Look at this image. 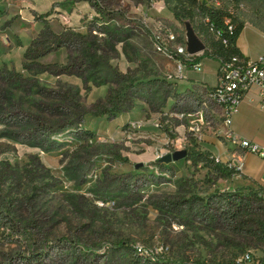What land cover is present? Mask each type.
<instances>
[{
  "label": "rangeland",
  "instance_id": "rangeland-1",
  "mask_svg": "<svg viewBox=\"0 0 264 264\" xmlns=\"http://www.w3.org/2000/svg\"><path fill=\"white\" fill-rule=\"evenodd\" d=\"M34 1L0 0V33L18 34L10 52L0 45V264L237 263L247 250L243 264L257 263L258 243L232 230L218 194L249 188L188 158H229L202 87L216 86L219 62L192 68L202 86L180 90L155 47L169 29L183 43L186 22L206 45L196 22L165 0ZM223 4L244 24V53L263 54L261 1Z\"/></svg>",
  "mask_w": 264,
  "mask_h": 264
},
{
  "label": "built area",
  "instance_id": "built-area-1",
  "mask_svg": "<svg viewBox=\"0 0 264 264\" xmlns=\"http://www.w3.org/2000/svg\"><path fill=\"white\" fill-rule=\"evenodd\" d=\"M206 7L226 9L231 16L225 19V28L217 27L209 21L208 17L203 18L215 39L219 40L224 46L228 47L229 37L234 32L232 21L233 10L231 7L224 6L223 0H201ZM264 7V0H260ZM242 6V4H239ZM149 6L154 7V0H149ZM156 50L163 56L175 61L174 76L179 79L186 78L188 67L199 69L201 63L194 61L197 54H190L186 48V40L183 43L177 42L176 34L167 30L164 39H155ZM217 69L216 86H202L208 99L218 104L221 108L223 117L224 137L235 145L247 149L250 152L258 153L264 158V150L251 140L240 137L232 128L234 115L239 111V106L243 100L244 93L256 87L261 96H264V53L257 57L234 54L227 58H220ZM214 162L224 165L234 170V174L241 173L243 170V159L239 155H233L228 159L222 156H213ZM264 187V186H263ZM251 251L247 250L238 259V264L251 262L253 260Z\"/></svg>",
  "mask_w": 264,
  "mask_h": 264
},
{
  "label": "trees",
  "instance_id": "trees-1",
  "mask_svg": "<svg viewBox=\"0 0 264 264\" xmlns=\"http://www.w3.org/2000/svg\"><path fill=\"white\" fill-rule=\"evenodd\" d=\"M91 4H96L95 1L88 0ZM165 4L170 6V11L173 17L177 20L183 21L188 19L189 21L196 22V28H198L199 33L204 34L206 41V49L200 54L194 57V61L198 62L203 57H211L218 61L220 58H227L231 55L238 54L243 55L239 47L236 45L237 38L239 37L244 24L242 22H234V32L229 37V46H224L219 40L215 39L205 22H203L204 17H208L209 21L217 27L225 28V19L231 16L226 9H218L213 7H206L202 1L199 0H165ZM101 11V7H98ZM232 18V17H231ZM47 32V31H46ZM51 33V31H50ZM54 36H59L60 34L53 33ZM59 38V37H57ZM39 40L31 41L30 45L24 52V57L30 58L34 54V44ZM60 39L57 42L60 43ZM90 46V45H89ZM32 55V56H31ZM86 56V54H84ZM37 56V54H36ZM69 68V66L64 67ZM126 74V73H124ZM118 76V75H117ZM155 79V78H154ZM137 81L138 79H131ZM139 81V80H138ZM119 97L120 95L117 94ZM108 93L105 98H110ZM120 109L114 107L111 112L119 111ZM115 113V112H114ZM91 135V133H89ZM197 156V157H196ZM196 156H189L188 158H193L194 162L197 160H204L209 163L215 172L220 177H231L234 174V170L228 167L217 164L214 162L213 156L206 152H197ZM249 191L243 193L241 189L234 190L232 192H220L218 193L221 199L228 201V210L223 212V216L228 219L229 224L232 225V230L237 233L250 234L254 237L258 246L254 247L260 252V256L257 258L259 261L251 264H264V187H248ZM256 206V207H255ZM252 248V247H251ZM197 264H208L206 262H201ZM217 264H238L236 261H221Z\"/></svg>",
  "mask_w": 264,
  "mask_h": 264
},
{
  "label": "crops",
  "instance_id": "crops-1",
  "mask_svg": "<svg viewBox=\"0 0 264 264\" xmlns=\"http://www.w3.org/2000/svg\"><path fill=\"white\" fill-rule=\"evenodd\" d=\"M33 3L34 0H31ZM173 17V15H171ZM264 22L259 24L263 25ZM2 26H0V31ZM19 33V32H18ZM13 36V37H12ZM9 35V33L2 35L0 33V45H2L5 51H9L14 48V41L18 38L15 35ZM15 37V38H14ZM17 44V43H16ZM236 45L239 47L243 55L247 56L241 47L238 45V38ZM10 48L9 50H6ZM201 53L197 54L200 55ZM251 57V56H249ZM214 59L211 57H203L199 60L202 67L205 65V60ZM216 60V59H215ZM175 64V61H171ZM218 69V68H217ZM191 67L186 69V78L176 80V83L180 90L194 89L201 87V83L189 78ZM217 75V71H216ZM232 128L240 136L251 140L256 143L262 150H264V96H261L256 87L248 89L243 96V100L240 103L239 111L234 115ZM227 149L229 151V158L233 155H239L243 159V170L241 173L233 174L230 179L233 183L243 187H258L264 186V158L258 153L250 152L245 148L227 142ZM225 154L223 153V156Z\"/></svg>",
  "mask_w": 264,
  "mask_h": 264
},
{
  "label": "water",
  "instance_id": "water-1",
  "mask_svg": "<svg viewBox=\"0 0 264 264\" xmlns=\"http://www.w3.org/2000/svg\"><path fill=\"white\" fill-rule=\"evenodd\" d=\"M186 48L190 54H199L206 49L205 43L195 33L194 28L189 22H186ZM185 150H177L173 153H167L161 157L162 161L177 160L185 156Z\"/></svg>",
  "mask_w": 264,
  "mask_h": 264
}]
</instances>
